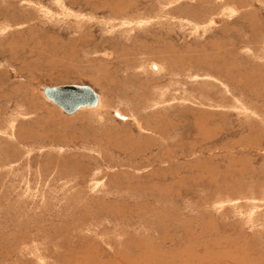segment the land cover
<instances>
[{"label":"rangeland","instance_id":"1","mask_svg":"<svg viewBox=\"0 0 264 264\" xmlns=\"http://www.w3.org/2000/svg\"><path fill=\"white\" fill-rule=\"evenodd\" d=\"M0 99V264H264V0H0Z\"/></svg>","mask_w":264,"mask_h":264},{"label":"water","instance_id":"2","mask_svg":"<svg viewBox=\"0 0 264 264\" xmlns=\"http://www.w3.org/2000/svg\"><path fill=\"white\" fill-rule=\"evenodd\" d=\"M44 93L69 114L84 106H96L99 99L96 90L86 84L46 86ZM116 115L122 119L126 118L119 112H116Z\"/></svg>","mask_w":264,"mask_h":264},{"label":"bare ground","instance_id":"3","mask_svg":"<svg viewBox=\"0 0 264 264\" xmlns=\"http://www.w3.org/2000/svg\"><path fill=\"white\" fill-rule=\"evenodd\" d=\"M143 25V24H142ZM156 65V64H155ZM158 66L156 65V68H157ZM159 67H160V70L162 69V67H161V65H159ZM159 70V71H160ZM155 72V71H154ZM4 91V90H3ZM15 94V93H14ZM99 94V93H98ZM3 95V94H2ZM1 100V99H0ZM2 101V100H1ZM99 101H100V94H99V99H98V103H99ZM3 102H1L0 104H2ZM97 103V104H98ZM85 107V106H84ZM120 113V112H119ZM122 115V114H121ZM124 116V115H123ZM126 117V116H125ZM124 119H127V117L126 118H124Z\"/></svg>","mask_w":264,"mask_h":264}]
</instances>
